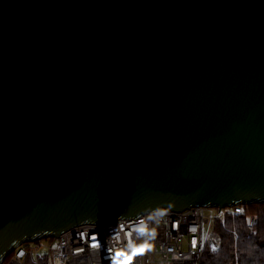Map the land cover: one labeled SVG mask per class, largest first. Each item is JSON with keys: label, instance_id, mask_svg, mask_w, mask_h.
I'll return each mask as SVG.
<instances>
[{"label": "water", "instance_id": "95a60500", "mask_svg": "<svg viewBox=\"0 0 264 264\" xmlns=\"http://www.w3.org/2000/svg\"><path fill=\"white\" fill-rule=\"evenodd\" d=\"M264 204V0H0V264L167 209Z\"/></svg>", "mask_w": 264, "mask_h": 264}, {"label": "built area", "instance_id": "2783aa9c", "mask_svg": "<svg viewBox=\"0 0 264 264\" xmlns=\"http://www.w3.org/2000/svg\"><path fill=\"white\" fill-rule=\"evenodd\" d=\"M235 207H193L183 212L159 209L135 219L75 227L58 238L22 244L8 256L9 264H41L48 250L52 264H201L203 255L221 249L216 223ZM255 221L250 216V224ZM143 249L137 255L133 253ZM125 256H118V253Z\"/></svg>", "mask_w": 264, "mask_h": 264}, {"label": "trees", "instance_id": "16d2710c", "mask_svg": "<svg viewBox=\"0 0 264 264\" xmlns=\"http://www.w3.org/2000/svg\"><path fill=\"white\" fill-rule=\"evenodd\" d=\"M243 207L242 214L229 213L216 223L222 237L221 249L207 251L201 264H264V204ZM251 215L255 217L252 225ZM40 263L52 264L50 251L40 254Z\"/></svg>", "mask_w": 264, "mask_h": 264}, {"label": "snow or ice", "instance_id": "6c2138e0", "mask_svg": "<svg viewBox=\"0 0 264 264\" xmlns=\"http://www.w3.org/2000/svg\"><path fill=\"white\" fill-rule=\"evenodd\" d=\"M142 251H143V249H139V250H137L136 252H134L133 254H134V255H137V254H139V253L142 252ZM117 255L123 257V256H125V253L121 252V253H118ZM131 259H132V258L129 256V257H127V259L123 260V261L121 262V264H131Z\"/></svg>", "mask_w": 264, "mask_h": 264}, {"label": "rangeland", "instance_id": "374dc122", "mask_svg": "<svg viewBox=\"0 0 264 264\" xmlns=\"http://www.w3.org/2000/svg\"><path fill=\"white\" fill-rule=\"evenodd\" d=\"M4 264H9L8 262H4Z\"/></svg>", "mask_w": 264, "mask_h": 264}]
</instances>
